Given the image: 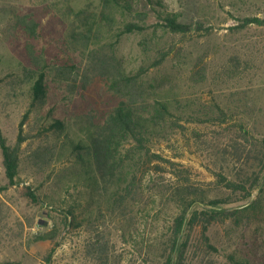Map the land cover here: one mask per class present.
Here are the masks:
<instances>
[{"label":"rangeland","instance_id":"1","mask_svg":"<svg viewBox=\"0 0 264 264\" xmlns=\"http://www.w3.org/2000/svg\"><path fill=\"white\" fill-rule=\"evenodd\" d=\"M89 1L0 0V133L8 143H15L19 122L31 100L30 83L24 72V66L29 63L26 39L15 26V13H32L40 21L42 36L37 47L56 64L68 58L70 52L65 36L70 16L67 5L80 7ZM92 1L94 5L98 3ZM131 1L145 16L132 13L127 19L145 24L146 29L124 33L116 45L117 55L123 58L127 70L135 73L141 66L149 67L141 71L146 85L154 87L164 81L180 98L194 102L188 111L197 118L203 112H213L215 103L227 113L220 123L218 119L205 122L190 119L191 114L185 115L180 121L183 128L160 141L155 149L181 162L188 169L190 181L202 187L210 198H232L224 206L243 207L258 201V208L247 210L238 219L213 222L208 227L206 235L216 247L214 251L204 244L201 225L194 227L190 234L198 245L193 254L194 264H233L226 257L231 252L261 262L264 188L253 189L249 199H238V194L215 182V172L239 178L257 168L258 161L254 158L264 138V25L243 22L246 17L264 19V0ZM167 12L177 14L181 22H200L201 26L185 35L168 33L163 25ZM165 53H168L165 59L155 65ZM195 71L200 76L192 79ZM81 74V69L71 74V83L77 88L81 85ZM88 88L99 99L100 107L101 101L111 98L100 81ZM67 90L65 83L54 77L46 105L43 109L34 108L25 123V131L32 138L21 148L17 184L8 185L0 147V264H45L44 256L53 246L51 264H161L152 252H147V243L155 235L166 234L171 208L165 207L156 223L136 209L126 220L104 212L99 226L101 250L93 249L89 244L92 233L87 225H79L80 222L63 225L61 212L65 202H72L77 196L76 189L68 184L59 187L51 166L43 171L31 166L27 158L29 142L46 140L52 132L44 133L41 128L42 121L47 120L46 110L54 108L65 121L72 116L59 98L78 97V91L75 87L69 88L70 93ZM240 124L249 131L247 139L241 137ZM59 163L53 166L54 174ZM26 186L39 193L44 202L32 201ZM40 224H44L41 230L48 231L52 225L59 226V230L53 239H38Z\"/></svg>","mask_w":264,"mask_h":264},{"label":"trees","instance_id":"2","mask_svg":"<svg viewBox=\"0 0 264 264\" xmlns=\"http://www.w3.org/2000/svg\"><path fill=\"white\" fill-rule=\"evenodd\" d=\"M67 11L70 16L65 36L70 52H67L68 58L56 64L37 47L42 36L40 21L32 13H15V26L26 39L29 63L24 66V72L30 83L31 100L19 122L15 143H8L0 133L8 185L18 183L21 148L28 138H32L24 125L34 108L43 109L46 105L48 89L55 77L65 83L69 93V88L73 90L75 87L78 91V97L59 98L72 116L67 122L54 108L47 109L44 115L47 120L42 121L41 128L44 133L52 132L46 140L40 138L37 142H29L27 158L38 171L51 166L59 187L68 184L76 189L77 196L72 202H65L61 212L64 227L79 222V225H87L92 233L89 244L93 249L101 250L99 226L104 212L126 220L127 215L136 209L141 216L156 223L163 209L169 207L172 212L168 214L170 225L166 234L148 240L147 252H152L161 264H194L193 254L198 249L190 236L194 227L201 225L202 240L208 249L214 251L216 247L206 235L208 227L213 222L238 219L247 210L258 208V201L243 207L224 206L232 198H210L202 187L190 181L188 169L183 168L181 162L155 149L156 144L183 128L180 121L191 114L188 110L192 109L194 102L180 98L172 87L164 85V81L154 87L146 85L141 71L145 72L149 67L141 66L139 71L132 73L127 70L123 58L117 55L116 45L124 33L146 29L145 24L127 17L132 13L145 16L144 11L136 8L131 0H98L95 5L91 0L80 7L69 3ZM163 19L164 27L171 34H189L201 26L200 22H181L177 14L171 12H167ZM243 24L264 25V19L246 17ZM167 54L160 55L154 64L160 63ZM79 69L82 70V80L78 89L71 83V74ZM199 76L195 71L192 79ZM98 81L111 97L106 102L101 101V107L99 99L94 98L88 88ZM199 107L197 104L196 109ZM212 109L214 113L200 114L192 110L201 118L194 114L188 117L205 122L218 119V123L226 119L227 113L219 104L215 103ZM240 129L243 132L241 137L247 139L249 131L241 124ZM256 153L254 159L258 161V169L254 168L239 178L218 171L215 172V182L230 193L238 194V199H249L256 187L262 190L264 138ZM57 162L60 163L54 174L53 166ZM26 189L32 201L44 202L31 186ZM38 227V239H53L59 230L57 225H52L48 231L41 230L44 224ZM54 250L55 246L44 256L45 264L52 263ZM226 257L233 264H264V254L257 263L232 252Z\"/></svg>","mask_w":264,"mask_h":264}]
</instances>
